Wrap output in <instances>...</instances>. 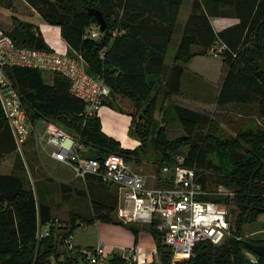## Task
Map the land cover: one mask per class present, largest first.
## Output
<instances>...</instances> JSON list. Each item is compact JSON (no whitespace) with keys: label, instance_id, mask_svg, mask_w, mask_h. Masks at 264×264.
Segmentation results:
<instances>
[{"label":"trees","instance_id":"16d2710c","mask_svg":"<svg viewBox=\"0 0 264 264\" xmlns=\"http://www.w3.org/2000/svg\"><path fill=\"white\" fill-rule=\"evenodd\" d=\"M181 1L24 0L45 22L58 26L66 52L76 54L84 70L109 87L101 104L113 107L112 98H120L122 106L117 108L130 116L128 132L138 140L134 147L121 146L104 133L96 113L84 115L83 101L68 91V81L62 75L52 73L45 81L40 70L14 65L5 67L4 72L19 94L28 120L34 124L46 119L61 127L82 143L85 149L80 153L100 157L115 152L136 166L149 144L159 169L181 156V163L204 171L199 180L208 190L213 188L207 187L209 180L229 190L224 195L205 196L227 206V234L220 242L200 241L190 256L172 260L171 249L163 243L152 219L145 225L158 260L140 264H263L243 240L264 243V237L245 236L241 226L264 212V0H191L174 43L173 62L166 66L163 55L172 43ZM12 6L13 0H0V7ZM88 9H98L104 19L97 36L86 33L97 24ZM0 14L9 16L10 27H0L16 45L49 48L33 23L13 12L0 10ZM211 16L234 17L236 21L214 30ZM211 45L221 46L216 53L223 64L215 104L232 105L239 115L251 110L255 123L231 136L218 132L209 113L171 102L169 108L182 132L168 137L154 116L156 96L161 92V98L167 100L177 93L183 63L193 54L207 53ZM16 149L0 109V158ZM18 168L20 174L0 173V264H46L50 254L59 253H63V264H73L75 258L61 241L72 234L77 220L120 222L113 216L116 194L101 192L110 185L116 189V184L87 175L80 193L88 199L89 213L70 211L61 225L55 222L42 187L29 179L22 166ZM156 178L158 184L166 182L159 171ZM37 223L48 225L47 234L38 239L34 236ZM126 225L135 240L140 226L135 222ZM249 254L255 257L254 262L249 261ZM108 259L110 264H128L119 254L112 253Z\"/></svg>","mask_w":264,"mask_h":264},{"label":"built area","instance_id":"2783aa9c","mask_svg":"<svg viewBox=\"0 0 264 264\" xmlns=\"http://www.w3.org/2000/svg\"><path fill=\"white\" fill-rule=\"evenodd\" d=\"M97 26H90L86 33L97 36ZM220 47L211 45L208 52H217ZM11 65L58 73L65 77L68 91L83 101L84 115L96 113L101 99L108 96L109 87L100 77L87 73L76 56L50 47L16 45L0 27V109L17 148L31 133L36 144L40 143L42 149L49 146L48 154L58 163L69 167L72 176L80 182L85 183L86 176L92 175L102 182L116 184L118 219L140 223L155 219V228L160 232L163 243L170 247L172 260L190 256L193 246L200 241L218 243L225 237L227 206L205 197L212 191L199 180V175L204 171L181 163L182 157L175 156L172 164H163L159 169V175L166 182L146 185L145 176L120 154L108 152L100 157L83 155L79 152L85 149L82 143L49 120L40 119L44 128L37 133L34 124L28 120L17 90L4 72L5 67ZM228 192L225 187L213 190V194L217 195ZM47 232L46 223H37L34 236L38 239ZM61 245L75 258L73 264H110L108 258L112 253L104 248L101 241L76 246L69 234L62 238ZM115 254L127 260L128 264L138 262L135 246ZM248 259L255 261L252 254ZM62 261L63 253L57 256L50 254L46 264H63Z\"/></svg>","mask_w":264,"mask_h":264},{"label":"rangeland","instance_id":"374dc122","mask_svg":"<svg viewBox=\"0 0 264 264\" xmlns=\"http://www.w3.org/2000/svg\"><path fill=\"white\" fill-rule=\"evenodd\" d=\"M12 7L11 8L13 10L15 6L13 5ZM187 8H188L187 0H185L180 7L181 10H180L179 17H178L179 21H181L183 18L186 17L184 12L187 10ZM10 9L9 11L8 10L7 11L3 10V11L4 13L12 12ZM26 10L23 13L22 12L17 13L18 14L17 16H19L18 18L28 21V22H31V21L35 22L36 20L39 19L36 14H34L33 12L29 10L28 7H26ZM8 18L9 16L0 14V22H1L0 26H2L3 28H9L10 21ZM216 21H218V19L213 20V22H216ZM52 26L57 27L55 24H53ZM172 53H173V47L169 48L167 52L163 55L164 56L163 61L166 64V66L170 65V63L173 62ZM197 54L198 55L194 57L192 56L195 54L190 56V58L191 57L192 58L191 59L189 58L190 59L189 63L194 68V70L197 71L201 75L199 76V79H198L199 84L201 82V79H203V85L205 87V93L203 95V98L205 101L204 102L193 101L191 98L185 97L183 93L185 91L184 86L187 87L191 83V80H193L191 72L190 74H188L189 77L187 76L186 73L184 74L183 80L185 81L182 85L183 87L181 88L183 90H181V92L175 95H172L170 99L163 100L161 98V92H159L156 96V102H155L156 110L154 112V116L156 117L158 124L165 128L166 135L168 137H173L182 132L181 125L178 122L177 118L174 116L173 110L172 109L170 110L169 108L171 102L179 103V104L189 106L194 109H198L200 111L209 113L210 116L215 120L217 126L219 127L218 132L222 131L224 133L230 134L231 136L235 135V133L239 129H245L246 128L245 126L253 125L255 123L254 120L256 119V117L253 114V111L250 110V111H247V113L246 112L241 113L240 116H238V111L232 105L221 106V105L215 104V97H216L215 88L217 87L216 83L218 82L216 80L219 77H221L220 74L223 73V64H222L221 58L216 52H214L213 54H210L209 52L203 53V54H199V53ZM74 56H76L79 59V57L76 54H74ZM81 62L83 64V61ZM41 74L45 81H48L50 79L49 72L41 70ZM194 82H196L195 78H194ZM154 90L155 88L152 90L150 95L154 92ZM112 101H113V108L116 110H119L117 106H120V107L122 106L120 103L121 101L120 98H118L117 96L115 98L113 97ZM128 105L127 107L129 106L131 107V105L129 106ZM35 129L37 133H41L42 125L37 123L35 125ZM28 135L22 142L20 148H17L16 151L7 153L0 158V173H19L20 174V170L18 167L22 166L23 171L26 172L30 180L34 178L33 177L34 173L36 174V171H40V170H43V172L47 171L48 173L52 174V176H55V177H59V176L67 177L66 175L69 174V170L63 166H59V165L56 166L54 161L47 159L46 155H44L43 153L40 143H38L37 145L32 134L30 136ZM128 136L131 137L132 139L137 140L136 136L132 133L128 132ZM29 152L39 153L41 157L40 158L41 163L38 161L37 162L38 165L32 166L33 164H30L27 160V155ZM15 153L17 154L15 155ZM81 154L84 155L87 153L82 152ZM140 156L142 157L140 163L133 167L138 169L141 172V174L145 176L147 184L157 185L156 183H154V176L158 174L159 164L157 163L158 161L155 160L156 159L155 151L148 144L144 148V151L143 153L140 154ZM207 177H208L207 179L209 180V175H207ZM35 184H38V186L40 184L43 187L44 183H39V181L36 180ZM83 185L84 184H81L80 185L81 188L78 189L80 192L83 189ZM209 186L213 187L212 189H210V191H212L211 194H213V190H216L217 188L219 189V187L224 188L223 184L221 183L213 184L210 180L207 181V187L209 188ZM41 190L44 192L47 201L51 204L52 216L55 219V222L56 223L59 222V224L62 225L64 221L68 219V213L71 211L70 206H71V201L73 200V198H69V199L62 198L61 192L59 191L57 186H51L48 189V191H46V189L44 188H41ZM116 190L118 191L117 188ZM218 195H222V194L218 193ZM82 196L84 198L86 197L85 195H82ZM66 199L69 201H67ZM85 199H87V197ZM113 216L118 219L116 208L113 212ZM119 221L121 223H125L121 221L120 219ZM82 223L84 224L76 227L78 229L77 231L76 230L75 231L78 235L86 234L88 230L87 225L90 224L89 222H82ZM135 224L136 225L140 224L143 227V230H142V227H140V230H138V232L136 233L135 240L133 236V243H134L133 245L136 248V253H137V258H138L137 264H139V262L140 263L144 262V260L141 258L142 255H140L142 252L141 246L138 244L139 232L141 231L140 233L145 235L146 237H149V236L151 237V235L148 229L146 228L145 223L135 222ZM241 233L248 237H264V212L258 214L255 220L244 223L241 226ZM71 238H72V234H71ZM145 253L148 254L149 256L148 259L149 258L151 259V256H152L151 260H155V261L158 260L157 255L155 257V250L153 249V247L146 248Z\"/></svg>","mask_w":264,"mask_h":264},{"label":"crops","instance_id":"0c3cea01","mask_svg":"<svg viewBox=\"0 0 264 264\" xmlns=\"http://www.w3.org/2000/svg\"><path fill=\"white\" fill-rule=\"evenodd\" d=\"M185 0L181 1V4L179 6L178 9V13H177V26H176V31L172 34V43L168 45V47L165 48V52H167V50L169 48L174 47V43L176 42V39L178 37V31H179V27L181 26V24L183 23L184 19L183 18L181 21H179L178 17H179V13H180V7L182 5V3ZM190 2L191 0H187V5L188 8L190 6ZM13 5L15 6V8L12 10V8L10 9L13 14H15L16 16L18 15L17 13L19 12H25L26 7L29 8V10L31 12H33L34 14L37 15V17L39 18L38 20H36L35 22H32L33 25L36 27V29L40 32V34L42 35L44 41L46 42V44L48 45V47L52 48L55 51L58 52H64L66 51V46L63 42V40L61 39L60 35H59V29L58 26L54 27L52 26L53 24L47 23L45 22L30 6H28L24 0H13ZM187 8V10L184 12L185 16L187 15V11L189 10ZM0 10H8L6 8L0 7ZM27 11V10H26ZM19 17V16H17ZM210 23L213 27L214 30H218L226 25H229L233 22L236 21V18L234 17H225V16H211L210 18ZM214 19H218V21L213 22ZM58 31H57V30ZM198 54L193 55L197 56ZM191 57V58H192ZM190 58V59H191ZM190 59L188 60V62L183 63V70H182V74L180 76V88H179V92H181V89L183 86V83L185 80H183L184 78V74L186 73L187 76L189 77L188 74H190V72L192 73V77L193 80H191V83L186 87L184 86V95L185 97H189L191 98L193 101L196 102H204V98L203 95L205 93V87L203 85V79H201V82L199 84L198 79L199 76H201L197 71L194 70V68L191 66V64L189 63ZM193 68V69H192ZM222 73V72H221ZM51 76V73H49ZM222 76V74H220ZM194 78L196 79V82H194ZM218 79L221 80V77H219ZM216 80L218 81L216 83L217 87L215 88V94H217L218 88H219V84H220V80ZM186 84V83H185ZM177 93H172L170 95V97L172 95H175ZM216 96V95H215ZM169 97V98H170ZM192 108V107H191ZM194 109V108H193ZM96 114L99 116L100 119V128L101 130L116 138L121 146L124 147H134L138 144V140L136 139H132L131 137L128 136V125H129V119L130 116L125 112V111H120V110H116L114 109L112 106L108 105V104H101L98 106L97 110H96ZM238 116H240L238 114ZM39 123L42 125V131L44 128L43 122L41 120H38L34 123V126ZM50 147L49 146H45L43 150L44 155H46V158L49 160L54 161L55 165H59V166H63L65 168H67L69 170V174L66 175L67 177H55L52 176V174L48 173L47 171L43 172V170L40 171H36V174L34 173V178L35 180L39 181V183H44L43 187L44 189H46V191H48V189L51 186H57L59 191L61 192V197L62 198H73V200L71 201V206L70 209L71 211H76L79 212L83 215H87L89 213V205H88V199H85L82 195V193H80V191L78 190L79 188H81V184H85L80 182L79 179L75 178L72 176L71 170L69 169V167H67L66 165H62L60 163H58L56 160H54L49 154ZM40 155L39 153H33V152H29L27 155V160L30 164H33L32 166H36L38 165V161L41 163L40 160ZM38 167V166H37ZM32 178V179H34ZM93 180V182H98L96 179L91 178ZM145 183H146V179H145ZM154 183L158 184V179L156 178V176H154ZM162 183H159V185ZM146 185H152V184H147ZM84 186V185H83ZM117 188V187H116ZM102 193H107L110 192L112 195L117 196V190L113 189V185H110V187H108L107 189L103 188L101 190ZM66 199V200H67ZM69 201V200H67ZM51 214H52V208H51ZM78 222V226L83 225L84 223H82L81 221L77 220ZM90 224L87 225L88 230L86 234H80L78 235L76 233L78 228H75L72 232V241L76 246H88V245H92L94 243H96L97 241H101L104 244V248L109 252V253H116L119 252L122 249H125L127 247L130 246H134L133 244V235L132 232H130L127 228L126 223H121V222H103V221H99V220H94L92 222H89ZM138 226L142 227V225L137 224ZM140 230V229H139ZM143 230V227H142ZM138 232V231H137ZM141 232V231H140ZM139 232L138 235V244L141 246V254L142 255V259L144 260V262H148L152 259L149 260L148 259V254L145 253V249L148 247H153V249L155 250L154 247V241L152 239V237H146L145 235L141 234ZM137 255V253H136ZM155 257H156V252H155ZM140 258V260H141ZM138 259V258H137ZM142 263V262H141Z\"/></svg>","mask_w":264,"mask_h":264},{"label":"water","instance_id":"95a60500","mask_svg":"<svg viewBox=\"0 0 264 264\" xmlns=\"http://www.w3.org/2000/svg\"><path fill=\"white\" fill-rule=\"evenodd\" d=\"M88 12L91 13L97 24L98 29L101 31L104 28V19L98 9H88ZM243 244L247 249L260 256L262 263L264 264V243H254L248 240H243Z\"/></svg>","mask_w":264,"mask_h":264}]
</instances>
